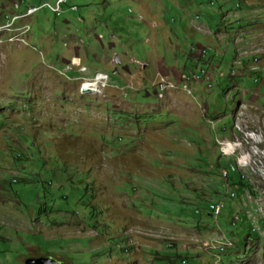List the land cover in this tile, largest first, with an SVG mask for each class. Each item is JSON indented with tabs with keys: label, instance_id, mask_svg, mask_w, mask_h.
Instances as JSON below:
<instances>
[{
	"label": "rangeland",
	"instance_id": "1",
	"mask_svg": "<svg viewBox=\"0 0 264 264\" xmlns=\"http://www.w3.org/2000/svg\"><path fill=\"white\" fill-rule=\"evenodd\" d=\"M20 1L0 0V264H264V0ZM203 47L213 86L186 90Z\"/></svg>",
	"mask_w": 264,
	"mask_h": 264
},
{
	"label": "built area",
	"instance_id": "2",
	"mask_svg": "<svg viewBox=\"0 0 264 264\" xmlns=\"http://www.w3.org/2000/svg\"><path fill=\"white\" fill-rule=\"evenodd\" d=\"M65 1H67V0H58L57 4L55 6H51L52 10L54 12H57V13L61 12V5L63 3H65ZM47 5H49V3H47V2L43 4V6H47ZM38 9H39V7H30L29 12L33 13V12H36ZM203 51L205 52V50H203ZM233 71H235V69H232V74H233ZM255 71L257 74L253 73L251 75V77H254V82L260 83L264 74L259 75L258 73H264V69H258ZM191 77H198V84L207 83L208 86L212 85L211 79L208 77V75H205V71H190L188 73L182 74V77H181L182 81H181V83H179V84L185 85L186 90H192L193 91L192 85H194V84H191ZM174 84H175L174 82L168 80L165 76H161V78L159 80V85H157L159 95L161 96V94H164V88L165 87L174 86ZM176 84H178V83H176ZM224 175H226V172L224 173ZM224 206H225V202L223 201V198H222V201L218 205H209V209L214 215H219L222 212ZM218 240H221V239L216 237V238H212L210 241H207L204 243L206 244V246L208 248V245H218ZM219 259L220 258H217V260H219Z\"/></svg>",
	"mask_w": 264,
	"mask_h": 264
},
{
	"label": "trees",
	"instance_id": "3",
	"mask_svg": "<svg viewBox=\"0 0 264 264\" xmlns=\"http://www.w3.org/2000/svg\"><path fill=\"white\" fill-rule=\"evenodd\" d=\"M68 1L69 0H67L65 3H67ZM19 6H20L19 7L20 10H18V12H21L20 14H22V13L26 12L27 8H29V3L26 0H21L19 3ZM4 15L6 16V14H4ZM191 52H193V51H191ZM235 100H236V97H235ZM224 129H226L225 126H223L221 130L223 131ZM216 162H217L216 163L217 167H219V166L225 167L228 170L227 174H226L225 182L228 183L229 186L232 185V187L248 188L249 192L252 194V196L254 198H256L259 195V193H260L259 190L255 187V185L253 183L250 182V180L248 178H246L243 175V173L241 172V170H239L238 166L235 164V162L233 160H228V159L217 160ZM261 220H262V224H263L264 220L263 219H261ZM249 223H252V222L249 221ZM254 233H256V232H253V231L251 232V234H254Z\"/></svg>",
	"mask_w": 264,
	"mask_h": 264
},
{
	"label": "clouds",
	"instance_id": "4",
	"mask_svg": "<svg viewBox=\"0 0 264 264\" xmlns=\"http://www.w3.org/2000/svg\"><path fill=\"white\" fill-rule=\"evenodd\" d=\"M58 2V1H57ZM64 4V3H63ZM43 6V5H42ZM62 6V5H61ZM76 5H74V6H72V9L73 10H77L78 9V7L75 9L74 7H75ZM35 7H38V6H35ZM40 8V7H39ZM62 8V7H61ZM37 12V11H36ZM61 13V12H60ZM252 44H255V42H250V45H252ZM249 45V46H250ZM193 48V47H192ZM247 48H248V46H247ZM203 50H205V52L203 51ZM194 50H193V52L191 53L192 55L190 56L191 58H193V56H194ZM198 54V53H197ZM205 54H207V49L205 48V47H203V49H202V51L201 52H199V56H200V59L201 60H199V62H197L199 65H201L200 63H203V59L201 58V57H203ZM194 57H196V56H194ZM115 60H116V58H115ZM73 62V61H72ZM204 62H206V61H204ZM72 64H74V63H72ZM75 65V64H74ZM139 65H141V66H143L144 67V65H147V63H139ZM201 67H203V68H205L206 70H207V72H208V69L205 67V66H203V65H201L200 66V68ZM252 67V66H251ZM200 68H198V69H200ZM198 69H196V68H188L187 70L185 69V70H183L182 71V74L183 73H188V72H190V71H196V70H198ZM232 69H235V68H232ZM253 73H256V71H254ZM252 73V74H253ZM257 74V73H256ZM259 75L260 74H262V73H258ZM264 74V73H263ZM262 74V75H263ZM103 74H101V73H99L98 74V78L99 77H102L103 78V76H102ZM221 75H223V73H221ZM233 74H232V70H231V75H230V77L232 76ZM109 76V75H108ZM250 78V77H249ZM263 78H264V76H263ZM251 79H253V78H251ZM211 83H212V79H211ZM258 84V83H257ZM211 86H213V83H212V85ZM211 86H209V87H211ZM156 88H157V86H156ZM87 89V88H86ZM92 91V90H91ZM157 93H158V95H159V92H158V88H157ZM226 176V175H225ZM233 195V194H232ZM214 202V201H213ZM225 207V206H224ZM213 214V213H212Z\"/></svg>",
	"mask_w": 264,
	"mask_h": 264
},
{
	"label": "water",
	"instance_id": "5",
	"mask_svg": "<svg viewBox=\"0 0 264 264\" xmlns=\"http://www.w3.org/2000/svg\"><path fill=\"white\" fill-rule=\"evenodd\" d=\"M118 60V58H116ZM119 61V60H118ZM146 65H144V68ZM26 264H75V263H65L53 256H41V257H28L26 259Z\"/></svg>",
	"mask_w": 264,
	"mask_h": 264
},
{
	"label": "crops",
	"instance_id": "6",
	"mask_svg": "<svg viewBox=\"0 0 264 264\" xmlns=\"http://www.w3.org/2000/svg\"><path fill=\"white\" fill-rule=\"evenodd\" d=\"M258 24H264V23L263 22H257L256 25H258ZM255 26L250 27L249 30H247V31L244 32L246 34V36L244 37V39H246L247 41L252 42L253 41L252 38H255V37H258L259 36V33H260L259 30L261 29V27L258 28V27H255Z\"/></svg>",
	"mask_w": 264,
	"mask_h": 264
},
{
	"label": "bare ground",
	"instance_id": "7",
	"mask_svg": "<svg viewBox=\"0 0 264 264\" xmlns=\"http://www.w3.org/2000/svg\"><path fill=\"white\" fill-rule=\"evenodd\" d=\"M65 2H66V1H65ZM75 8H76V7H75ZM58 13H60V12H58ZM261 50H263V48H261ZM255 61L258 62L259 59L256 58ZM202 71H205V75L208 74L206 70L203 69ZM99 79H102V77H99L98 80H99ZM196 80H198V77H196V79L191 78V82H194V81H196ZM89 85H90V84H89ZM89 85H86L85 88L90 89V88H89ZM158 85H159V84H158ZM174 87H175V85H174V86L165 87V88H164V91H166V90L169 89V88H174ZM190 91H191V90H190ZM90 92H93V91H90ZM217 203H220V202H211L210 204H211V205H218ZM226 237H227V236H226ZM227 238H228V237H227ZM228 239H229V238H228ZM229 240H230V239H229ZM228 243H229V241H228ZM169 246H170V247H173L171 244H169ZM220 246H221V245H220ZM220 246H217V247H220ZM222 250L224 251V249H222ZM217 251H219V250L217 249Z\"/></svg>",
	"mask_w": 264,
	"mask_h": 264
}]
</instances>
